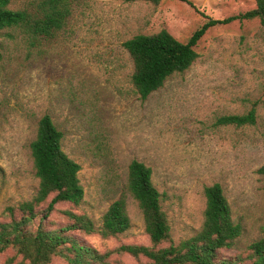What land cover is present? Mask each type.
I'll return each mask as SVG.
<instances>
[{"label": "rangeland", "instance_id": "1", "mask_svg": "<svg viewBox=\"0 0 264 264\" xmlns=\"http://www.w3.org/2000/svg\"><path fill=\"white\" fill-rule=\"evenodd\" d=\"M24 0H15L19 7ZM255 0H81L66 27L26 57L0 36V220L5 208L38 189L31 142L39 119L50 114L64 133V149L81 164L85 199L61 203L51 219L66 223L64 209L102 221L124 191L130 162L153 169L172 239L193 235L204 220V188L220 183L242 235L232 250L247 248L264 225V25L235 18L208 29L194 64L170 76L147 99L133 90V63L124 42L167 29L187 42L210 19L239 17ZM255 109L254 125H220L224 115ZM131 228L118 237L82 235L101 251L122 243L151 245L137 202L129 197ZM168 243H164L167 245ZM14 254H0V264ZM20 259V258H18ZM115 264H139L130 255ZM144 260V259H143ZM145 261V260H144ZM52 264H68L56 258Z\"/></svg>", "mask_w": 264, "mask_h": 264}, {"label": "trees", "instance_id": "2", "mask_svg": "<svg viewBox=\"0 0 264 264\" xmlns=\"http://www.w3.org/2000/svg\"><path fill=\"white\" fill-rule=\"evenodd\" d=\"M80 1L24 0L21 6L14 7L15 0H0V36L15 41L25 50L26 57L31 58L43 52L45 43L66 27ZM125 1H148L158 5L162 0ZM255 3L253 9L239 17L224 20L207 17L208 21L187 42L167 29L137 34L126 40L124 47L133 63L130 82L134 92L145 100L170 76L189 69L199 57L196 46L210 27L235 18L259 19L264 25V0H255ZM256 121L257 113L253 108L244 114L224 115L218 124L242 127L254 125ZM63 139L64 133L52 116L44 114L30 145L38 189L30 199L6 207L7 219L0 220V254L9 249L14 251L4 264H52L56 258L68 264H115V254L130 255L139 264H264V225L261 236L247 248L234 254L225 252L235 248L243 229L235 221L232 206L220 183L204 188L206 207L201 228L189 237L174 241L161 192L153 180V169L138 159L130 162L124 191L109 205L100 224L92 216L72 209L61 211L66 223L52 220L59 204L79 206L85 199L79 176L81 164L65 151ZM258 172L264 176V164ZM2 174L0 165V177ZM129 197L137 202L142 212L151 245L122 243L114 249L101 251L88 244L82 235L98 233L105 238L118 237L131 228Z\"/></svg>", "mask_w": 264, "mask_h": 264}]
</instances>
